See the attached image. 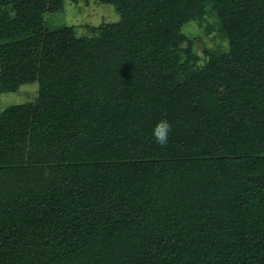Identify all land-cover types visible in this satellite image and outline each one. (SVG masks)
I'll list each match as a JSON object with an SVG mask.
<instances>
[{
    "label": "trees",
    "instance_id": "1",
    "mask_svg": "<svg viewBox=\"0 0 264 264\" xmlns=\"http://www.w3.org/2000/svg\"><path fill=\"white\" fill-rule=\"evenodd\" d=\"M64 1L0 0V95L38 85L0 112V264H264V0H97L88 35Z\"/></svg>",
    "mask_w": 264,
    "mask_h": 264
},
{
    "label": "rangeland",
    "instance_id": "2",
    "mask_svg": "<svg viewBox=\"0 0 264 264\" xmlns=\"http://www.w3.org/2000/svg\"><path fill=\"white\" fill-rule=\"evenodd\" d=\"M45 22L49 28H58L61 26H70L77 35L90 34L89 27L96 26L103 21L115 22L119 19V15L114 7L109 4H101L97 0H78L73 3L70 0L64 1V7L59 12L46 13L44 15ZM186 31L196 40V45L202 49L214 48L220 43L215 30H206L204 23H189L185 26ZM199 41V42H198ZM5 63L0 62V69ZM38 93V85L36 83L21 85L14 92L3 93L0 95V112L15 104H23L34 100Z\"/></svg>",
    "mask_w": 264,
    "mask_h": 264
},
{
    "label": "clouds",
    "instance_id": "3",
    "mask_svg": "<svg viewBox=\"0 0 264 264\" xmlns=\"http://www.w3.org/2000/svg\"><path fill=\"white\" fill-rule=\"evenodd\" d=\"M171 131L172 126L167 119L159 120L158 122H156L152 131L154 141L161 147L166 146L169 140V133Z\"/></svg>",
    "mask_w": 264,
    "mask_h": 264
}]
</instances>
